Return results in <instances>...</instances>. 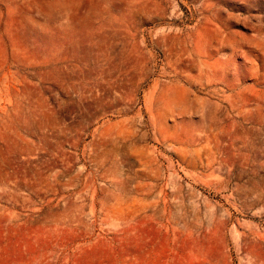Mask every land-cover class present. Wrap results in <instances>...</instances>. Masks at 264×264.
Wrapping results in <instances>:
<instances>
[{
    "label": "rangeland",
    "instance_id": "374dc122",
    "mask_svg": "<svg viewBox=\"0 0 264 264\" xmlns=\"http://www.w3.org/2000/svg\"><path fill=\"white\" fill-rule=\"evenodd\" d=\"M0 264H264V0H0Z\"/></svg>",
    "mask_w": 264,
    "mask_h": 264
},
{
    "label": "crops",
    "instance_id": "0c3cea01",
    "mask_svg": "<svg viewBox=\"0 0 264 264\" xmlns=\"http://www.w3.org/2000/svg\"><path fill=\"white\" fill-rule=\"evenodd\" d=\"M75 1V0H74ZM80 2V1H79Z\"/></svg>",
    "mask_w": 264,
    "mask_h": 264
}]
</instances>
